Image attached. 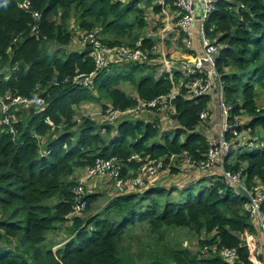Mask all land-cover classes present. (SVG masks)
<instances>
[{
    "label": "trees",
    "instance_id": "obj_1",
    "mask_svg": "<svg viewBox=\"0 0 264 264\" xmlns=\"http://www.w3.org/2000/svg\"><path fill=\"white\" fill-rule=\"evenodd\" d=\"M25 1L31 8L20 7ZM175 2L166 0L175 20L165 48L169 57L178 44L198 56L193 41L188 45V37L175 25ZM33 11L41 17L34 18ZM162 13L161 0H0V97L6 102L15 96L44 100L10 109L14 133L0 123V264H136L127 237L138 225L156 234L148 264H264L258 245L244 239L245 234L251 239L258 234L264 241V230L249 211L252 200L238 194L217 166L200 173L191 169L193 177L180 183L141 189L130 184L143 164L163 160L167 165L172 155L180 159L187 153L199 168L213 146L207 127L217 92L194 97L190 89L194 79L207 77L208 67L192 75L180 60L171 76L157 48L152 51L161 41L156 36L160 23L147 33ZM205 28L218 48L216 69L224 100L232 107L231 120L240 122L242 133L236 140L228 134L233 149L225 166L240 174L243 185L257 196L264 193V107L259 100L264 87V0H218ZM88 31L97 32L109 46L125 44L150 55L143 61L115 62L112 57L86 86L79 76L95 71L94 48L69 46ZM174 89L177 96L151 113L121 114L115 120L106 116L109 108L126 110ZM90 103L101 105L96 115L87 114ZM204 111L209 113L206 120ZM247 136L259 147L243 146ZM98 158L122 165L127 191L117 192L108 176L90 177L87 207L78 212L74 189L79 172ZM171 172H178L176 166ZM260 209L264 215V200ZM169 228L192 232L197 250L167 242ZM62 230L59 239L51 238Z\"/></svg>",
    "mask_w": 264,
    "mask_h": 264
},
{
    "label": "built area",
    "instance_id": "obj_2",
    "mask_svg": "<svg viewBox=\"0 0 264 264\" xmlns=\"http://www.w3.org/2000/svg\"><path fill=\"white\" fill-rule=\"evenodd\" d=\"M218 0H200L199 3L196 0H176L177 18L175 21V25L186 34L188 37V44L192 43L191 34L194 31V24L196 22L199 23L198 33L202 46V53L198 56L193 57L192 61L184 64V68L194 75L197 72H202L204 67H208L207 69V77L206 78H196L193 83L190 85L191 93L194 97L204 95L211 90H215L217 92V102L219 106V111L221 114V128L217 134V136L212 137L211 142L213 143L212 148L208 154V158L205 162L201 163V165L196 167V163L192 160L187 153H183L181 158H185L188 161L189 165L192 168H196L202 171H208L213 167L217 166L219 170L224 174L227 179L229 185H235L236 187L240 186L247 190L246 186L240 180V174L231 173L225 166L226 157L230 155L232 152V139H240L241 134L238 130V125L240 122L232 121V107L228 105L224 100V89L223 82L220 79V75L216 69V55L218 48L217 46L211 44L210 38L206 33L205 23L209 19L215 3ZM163 4H165L166 0H162ZM20 6L24 9L31 8V2L25 1L20 3ZM34 18H40L41 14L39 11L33 12ZM200 16V18H197ZM36 29V26L33 28ZM79 43L82 46L86 44L91 45L94 48V56L96 60V69L91 72L89 75L81 74L79 77L83 78V84L88 86L90 83V77L95 75L98 71H100L103 67L107 66L110 61H112V57H115V62L122 61H143L147 59V55L145 52L140 50H133L132 48L124 45H120L118 47H112L105 44L100 37L97 35L95 31L82 32L80 34ZM171 70V69H169ZM172 71V70H171ZM171 76L173 75L170 73ZM178 90L174 89L167 96H160L148 101H142L134 107L128 108L126 110L118 109V108H109L106 111V116L109 120H115L121 114H138L145 111H150L151 109H155L158 105L167 103L169 99H173L177 96ZM43 104L44 100L41 98L38 99H28L21 96H15L10 101L6 102L3 98L0 97V114H4L3 118H0V123H4L11 129L10 131L14 133V120L8 115L10 109L13 106H16L21 103L32 104V103ZM168 104V103H167ZM202 119H207L209 117V113L204 111L201 115ZM231 132V138L228 137V134ZM247 135V134H246ZM244 146L249 147H257L258 143L255 138H244L243 140ZM176 156L172 155L171 159H174ZM132 158H136L135 155ZM165 169V164L163 160H152L145 164H143L139 168V175L131 181V186L133 189H141L143 187H147L144 181L146 176H151L155 178L161 171ZM122 165L119 162H116L112 159H103L98 158L95 164L91 167H88L85 170L86 178L94 177V176H108L115 181L116 189L121 192H126L127 183L122 177ZM86 179H81L78 185L74 189V193L76 195V203L74 205L75 210L80 212L87 207V199H86ZM248 191V190H247ZM250 199L252 200V204L249 207V211L251 212L254 219H256L264 230V215L261 213V205L264 200V193L260 192L257 196H253L250 191ZM226 255L234 256L235 252L226 251Z\"/></svg>",
    "mask_w": 264,
    "mask_h": 264
},
{
    "label": "rangeland",
    "instance_id": "obj_3",
    "mask_svg": "<svg viewBox=\"0 0 264 264\" xmlns=\"http://www.w3.org/2000/svg\"><path fill=\"white\" fill-rule=\"evenodd\" d=\"M196 2H198V1L196 0ZM177 11H178V9L176 7V14H177ZM163 13L165 14L166 18L168 15H172V6H169V8L167 7L166 9H164ZM164 21H165V18L162 20V14H161L159 16L158 22H154L153 26L150 25V27L147 30V33H148V31L151 30L154 26H156L157 23H160V25H161L160 31L156 34V36L160 37L161 41L156 46L153 47L152 51L155 48H157L156 53L157 54L160 53L162 55V59H163L164 63L167 60L168 61L171 60V58H172L171 56H173V55L176 56L178 59L183 60L185 63H189L190 61H192V55L188 54L187 57H185V56L178 54L177 52L183 49V47L179 44L176 45V47L173 51H171L170 57H169L168 50L165 48L164 44H165V38H166L167 33H171V32L170 31L167 32V30L164 29L166 26V23ZM72 25L75 29L76 28L75 23H73ZM173 33H175V32H173ZM79 34H80V32H79ZM97 35H98V33H97ZM174 38L177 39V36H174ZM187 44H188V42H187ZM123 45L128 46L125 44H123ZM81 46L82 45L78 41L72 42L71 45L69 46V49H77V48H80ZM128 47H130V46H128ZM130 48H132V47H130ZM202 51L203 50L201 49V53H202ZM144 52L146 53L147 58H148L149 57L148 55H150L149 54L150 52H146V51H144ZM161 69H162V66L160 68H158L157 71H160ZM167 70L170 71L169 73L173 74V72L171 70H169V68ZM123 86L129 91H134V87L128 83H124ZM262 90H264V87L259 88V91H261V95L259 97V100H260V106L264 107V91H262ZM100 106L101 105H99V104L90 103L87 105V107H85V110H86L88 115H96V112L101 110V108H99ZM146 113H151V112L145 111L142 113H138L136 115L142 116ZM0 118H1V116H0ZM167 118H168V116H166V121H167ZM246 122H248V121L246 120ZM260 133H261L260 134L261 136L264 135V132L262 130H260ZM257 147H259V146L257 145ZM173 166H176V168L178 169V172H176V173L171 172V168ZM191 169L196 170V173L203 172L202 170L192 168V166L189 165L188 161H186L185 158L179 159V158L175 157L174 159H171V163H168L167 165H165V169L163 171H161L155 178H153L151 176L150 177L146 176L144 178V181H145L146 186H148V185H160V184L167 185L170 183H180L182 181V178L184 177V176L180 175L181 172H185V171H191L192 172ZM197 170L199 172H197ZM204 172H207V171H204ZM79 173H80V179H79V181H80L82 179L83 175H82V172H79ZM63 234H65V230L60 231V233H58V234H52L51 238L52 239H59L60 236H62ZM244 237L247 241H251L250 236L245 234ZM127 240H128L127 241V247L129 248L128 250H130V252L133 254V257L135 259L136 264H148V261H149V256L147 254L148 248L150 245L152 247L154 246V243L156 241V234L152 235L149 232V230L146 228V225H138V226L133 228V231L131 232L130 236L127 237ZM165 240L167 242L172 243V244L182 242L183 246H187L193 250H197V247H198L197 236H195L192 232H190L186 229H183V228L166 229L165 230ZM57 249H58V246H56L54 248V251H57Z\"/></svg>",
    "mask_w": 264,
    "mask_h": 264
},
{
    "label": "crops",
    "instance_id": "obj_4",
    "mask_svg": "<svg viewBox=\"0 0 264 264\" xmlns=\"http://www.w3.org/2000/svg\"><path fill=\"white\" fill-rule=\"evenodd\" d=\"M197 1H198L197 3L200 2V0H197ZM162 5H163V10L167 8L166 2H165V4H163V2H162ZM172 15H168L167 18H166L165 14L162 13V20L165 18L164 22L166 23V26H165L164 29L167 30V31H168V29H170L172 27V25H174L173 21L175 20V14L172 13ZM194 26L199 27V23L196 22ZM196 27H194V31L191 34V39H192L193 45H194V47H195V49L197 51L196 55H200L201 54L200 53V43H199L200 38H199V33L195 31ZM177 53L182 55V56H185V57H187V55H188V52H185L184 49L178 51ZM192 56L195 57L194 55H192ZM179 60H181V59H178L176 56L173 55L171 60H169V61L167 60L165 62L166 68L167 69L169 68V69L173 70V67H174L173 64L177 66L178 63L182 62V61H179ZM168 72H170V71H168ZM212 106H213V113L210 116V120L208 122L209 123V127H207V128H209L212 137H215V135L218 134V132H219V130L221 128V114H220V111H219V106H218V102H217V96L215 94L213 95V98H212ZM171 111H172V108L170 106H168L167 107V112L169 113ZM137 116L138 115H136V114L133 115V117H137ZM163 128H165V125H164ZM194 171L196 173V170H194ZM197 172H199V171L197 170ZM195 173H193L191 171H185V172H181L180 175L184 176L182 178V180L185 181L188 178H192L193 174H195ZM82 174H83L82 179H86V181H85V185H86V182H87V180L89 178H86L85 171ZM90 182H92V181H90ZM93 185H94L93 183H90L91 187ZM150 186L151 185H148V187H150ZM116 191L118 192L120 190L116 189ZM256 236H254V238H252L251 241H247V240L246 241L251 243V244L258 245V249H260V256L264 257V241L262 240L263 238L261 239V237H259L258 234Z\"/></svg>",
    "mask_w": 264,
    "mask_h": 264
},
{
    "label": "water",
    "instance_id": "obj_5",
    "mask_svg": "<svg viewBox=\"0 0 264 264\" xmlns=\"http://www.w3.org/2000/svg\"><path fill=\"white\" fill-rule=\"evenodd\" d=\"M197 18H200V16H198ZM215 136H217V135H215ZM236 189H237L238 194H240L241 196L250 198V194L245 188L238 186Z\"/></svg>",
    "mask_w": 264,
    "mask_h": 264
},
{
    "label": "clouds",
    "instance_id": "obj_6",
    "mask_svg": "<svg viewBox=\"0 0 264 264\" xmlns=\"http://www.w3.org/2000/svg\"><path fill=\"white\" fill-rule=\"evenodd\" d=\"M19 5H20V3H19ZM21 7V6H20ZM22 8V7H21ZM34 12V11H33ZM41 14V13H40ZM34 30V29H33ZM256 140V139H255ZM244 146V145H243ZM121 192V191H120ZM122 193H124V192H122Z\"/></svg>",
    "mask_w": 264,
    "mask_h": 264
}]
</instances>
